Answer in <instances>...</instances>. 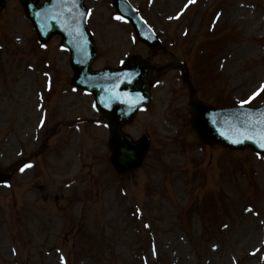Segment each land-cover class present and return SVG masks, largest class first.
I'll list each match as a JSON object with an SVG mask.
<instances>
[{"label":"rangeland","instance_id":"obj_1","mask_svg":"<svg viewBox=\"0 0 264 264\" xmlns=\"http://www.w3.org/2000/svg\"><path fill=\"white\" fill-rule=\"evenodd\" d=\"M7 1L0 166L9 171L28 159L32 167L0 186V264H264V157L201 144L190 128L188 86L172 70L151 75L152 103L125 130L133 141L148 134L151 151L141 169L120 177L93 98L69 84L60 38L40 46L20 3ZM129 2L164 50L143 46L116 19L112 0H87L93 70L135 55L156 67L190 65L197 99L220 108L264 104V0ZM45 75L53 78L48 93ZM78 185L83 206L73 197Z\"/></svg>","mask_w":264,"mask_h":264},{"label":"water","instance_id":"obj_2","mask_svg":"<svg viewBox=\"0 0 264 264\" xmlns=\"http://www.w3.org/2000/svg\"><path fill=\"white\" fill-rule=\"evenodd\" d=\"M20 1L42 41L61 35L63 46L71 53L74 85L93 94L98 111L108 118L112 163L118 173L137 170L149 149V140L144 137L133 144L119 130L149 104L147 77L152 68L147 62L134 58L119 70L93 72L90 69L96 58V49L86 26L87 13L82 8V0H49L41 7L30 0ZM3 6L4 0H0V10ZM115 6L133 24L143 42L150 47L159 44L140 18L134 16L135 12L127 2L115 0ZM191 107L192 125L203 143L220 144L231 150L250 148L264 155V147H261L264 143V108L218 110L197 102H192Z\"/></svg>","mask_w":264,"mask_h":264},{"label":"snow or ice","instance_id":"obj_3","mask_svg":"<svg viewBox=\"0 0 264 264\" xmlns=\"http://www.w3.org/2000/svg\"><path fill=\"white\" fill-rule=\"evenodd\" d=\"M194 2H195V0H189V3H190V4H191V3H194ZM116 19L119 20V19H121V17L118 16V17H116ZM261 147H264V143L261 144ZM30 167H32V166H31V165H25L24 168H21V169H20V171H21V172H24V171H25V168H30ZM249 210H250V209H249Z\"/></svg>","mask_w":264,"mask_h":264}]
</instances>
